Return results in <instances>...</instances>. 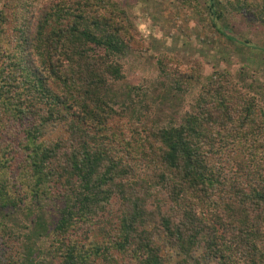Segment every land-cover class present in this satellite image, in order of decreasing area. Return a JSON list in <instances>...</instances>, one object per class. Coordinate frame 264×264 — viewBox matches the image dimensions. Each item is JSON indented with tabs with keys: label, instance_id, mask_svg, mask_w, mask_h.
<instances>
[{
	"label": "trees",
	"instance_id": "16d2710c",
	"mask_svg": "<svg viewBox=\"0 0 264 264\" xmlns=\"http://www.w3.org/2000/svg\"><path fill=\"white\" fill-rule=\"evenodd\" d=\"M27 1L0 14V264H39L5 220L28 201L37 237L48 231L44 206L59 210L51 252L61 264H127L124 254L163 264L158 232L184 253L205 246L218 264H264V99L215 71L180 124L134 125L127 139L114 122L135 112L139 87L110 88L133 37L125 10ZM221 2L209 0L215 27L226 12L264 21V0ZM171 62H159L167 81L188 92L200 69ZM48 121L67 136L43 143Z\"/></svg>",
	"mask_w": 264,
	"mask_h": 264
},
{
	"label": "rangeland",
	"instance_id": "374dc122",
	"mask_svg": "<svg viewBox=\"0 0 264 264\" xmlns=\"http://www.w3.org/2000/svg\"><path fill=\"white\" fill-rule=\"evenodd\" d=\"M32 1L34 9H39L43 2ZM221 1L222 4L217 6L220 9L226 0ZM27 2L0 0V14L3 11L11 13L13 8L18 10L19 5ZM116 2L127 14L130 21L128 32L133 37L129 39L126 52L116 56L124 77L117 82L112 80L110 88L129 92L132 87H139L138 95L132 90L136 99L135 112L131 116L127 113L114 122L124 131L123 137L130 138L134 125L167 127L180 124L185 115L194 110L200 91L215 71H226L233 80L244 84L260 100L264 99V21L250 15L226 12L223 18L215 19V27L209 0ZM174 59L185 63L194 62L200 69V78L190 81L191 88L186 93L176 91L161 70L160 60L172 64L171 60ZM123 125L127 126L123 128ZM41 130L45 144L67 136L63 123L48 121L42 125ZM119 204L120 200L115 198L110 206L113 211L108 218L115 222ZM39 212L37 204L28 201L20 211L10 212L6 217L4 213L3 216L9 226L21 233L23 243L33 247V256L39 264H61L60 258L51 252L53 234L60 219L59 210L54 205L44 206L42 212L48 221V231L41 237L32 235ZM147 226L152 228L154 224L149 223ZM154 242L160 249L163 264L219 263L217 258L205 255V246L192 247L190 252L184 253L163 232L156 233ZM120 256L125 263L133 264L128 254ZM24 257L21 256L20 261Z\"/></svg>",
	"mask_w": 264,
	"mask_h": 264
}]
</instances>
